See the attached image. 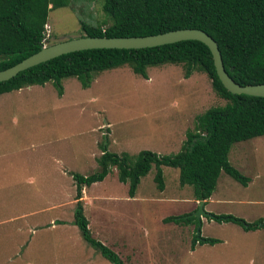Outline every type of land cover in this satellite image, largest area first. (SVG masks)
<instances>
[{
  "label": "rangeland",
  "instance_id": "rangeland-1",
  "mask_svg": "<svg viewBox=\"0 0 264 264\" xmlns=\"http://www.w3.org/2000/svg\"><path fill=\"white\" fill-rule=\"evenodd\" d=\"M64 1L66 5L48 12L44 45L79 36L81 20L92 25L106 20L102 0ZM182 71L180 64L149 66L144 79L125 64L94 73L87 87L75 77L62 78L61 94L51 81L0 94V251L21 256L11 264H22L29 256L44 260L60 256L59 261L50 264H69L64 255L92 257L110 264L83 240L73 224L75 186L70 175L97 170L98 144L103 141L108 151L116 153L133 155L141 149L175 153L185 131L192 129L195 116L225 103L211 89L203 72L194 70L184 78ZM62 151L58 157L62 156L71 171V194L63 208L71 239L68 236L64 242L56 235L49 244V232L42 224L38 229L41 231L22 245L27 241L26 234L13 233L11 227L3 230L4 225L23 224L21 220H6L5 224L1 220L18 211L24 198L30 196L22 209L31 207L40 197L35 193L36 184L25 181L24 167H18L26 162L27 171L36 177V171L51 169L52 159ZM228 162L248 181L241 184L220 171L205 208L214 215L257 222L264 218V135L233 143ZM161 171V191L153 181L151 166L140 177L132 198L127 195V184L118 181L115 167H110L101 182L84 187L79 199L91 236L124 264H264V230L247 231L237 223L204 216L197 219L192 211L195 204L190 199L191 187L178 183L176 168L162 166ZM103 193L108 200L98 197ZM183 213H190L188 223H164L161 218ZM198 234L217 241L189 251L191 239Z\"/></svg>",
  "mask_w": 264,
  "mask_h": 264
},
{
  "label": "trees",
  "instance_id": "trees-1",
  "mask_svg": "<svg viewBox=\"0 0 264 264\" xmlns=\"http://www.w3.org/2000/svg\"><path fill=\"white\" fill-rule=\"evenodd\" d=\"M64 5V0H0V70L39 50L47 37L44 25L48 12ZM101 10L106 20L95 25L81 20L79 36H142L197 28L216 42L224 70L236 83H264V0H102ZM125 64L144 79L149 66L180 64L184 78L191 71H201L225 103L208 107L195 116L192 129L185 131L175 153L158 154L148 149L133 155L126 151L116 153L108 151L107 142L103 141L98 144L97 170L85 176L71 174L75 186L73 224L83 240L110 264L124 263L91 236L79 199L82 186L101 181L110 167H115L118 181L127 184V195L132 197L140 177L153 166V181L161 191V167L168 166L178 170L180 185L191 187L193 199L205 200L214 190L220 171L246 184L248 177L228 162V152L235 142L264 135V97L227 91L216 76L208 48L197 40L139 49L96 48L61 54L0 81V94L48 81L61 94L62 78L75 77L82 87H87L94 73ZM190 216V213L169 215L162 221L188 223ZM208 218L231 221L244 230L264 227L261 219L247 223L242 218L213 213ZM216 241L198 234L191 239L190 247Z\"/></svg>",
  "mask_w": 264,
  "mask_h": 264
},
{
  "label": "crops",
  "instance_id": "crops-1",
  "mask_svg": "<svg viewBox=\"0 0 264 264\" xmlns=\"http://www.w3.org/2000/svg\"><path fill=\"white\" fill-rule=\"evenodd\" d=\"M29 86H31V85H29ZM24 87H27V86H24ZM60 136L62 138V135H60ZM47 141L50 142V140H48V139H47ZM59 154H63V151L61 153L57 152L56 156L52 159L53 167L51 169L36 171L37 172L36 177H35V173H33V175H31V172L27 171L26 167L29 165L26 162L21 163V165H19V167H18V169H21L22 166L24 167V170L26 172V174L24 176L25 181H28L31 184H36L35 193L37 194L38 197H40L39 201H37V198L33 199L37 202L36 203L32 202L31 207H27V208L22 209V205L28 203V201H29L28 199L30 198V196L27 198H24L23 201H25V203L20 205L21 207H20V209H18V211L16 210L14 214L9 215L7 218L1 220V222H3L1 224L7 223L6 220H11L12 222L17 221V220H21V222L23 224H20L17 226L4 225L3 230L11 227V230L13 233L26 234V240L27 241L22 243V245H26L27 242L29 243L31 241V239L34 238L39 231H41L38 229H39L40 225H42V224H44V226H46L47 232H49L48 233L49 237H47V239H49V244L52 243L51 238L53 236H56V235L59 236V240H63L64 242H67V240H68L69 234L67 233L66 227H69V221L66 219V217H64L66 211L63 208H65V206H67V203L69 202L68 195L70 197V194H71L68 191V181H69V175H70L71 171H70L68 165H66V163H64L62 156H60V158L58 157ZM46 166H48V164ZM83 176H85V175H83ZM101 181H97V182H101ZM93 183H96V182H93ZM93 183H91V184H93ZM70 184H71V181H70ZM91 184H89L88 186H82V189L84 187L88 188ZM31 188H33V187L31 186ZM71 189H72V185H71ZM82 189H81V194H82ZM35 193L32 194V197H35ZM81 197H82V195H81ZM98 197H102L103 198L102 200H108V196L105 195L104 193ZM25 199H27V200H25ZM160 199H163V198H160ZM170 199H173V198H170ZM190 199L195 204V207L192 209V211H193L196 209V205H197L198 200L193 199L192 196H190ZM72 201L75 203L74 198L72 199ZM81 201H82V199H81ZM202 201H203V207H204L205 211L209 212V210L205 208V204L208 203L209 197L205 200H202ZM38 202H40V203H38ZM68 211H69V207H68ZM161 218H163V217H161ZM206 218H208V217H206ZM259 219H261L264 222V218H259ZM201 220H202V217L200 218V224H201ZM11 221H8V222H11ZM164 223H170V222H164ZM258 230L259 231L264 230V227L258 228V229L256 228L253 230H247V231H258ZM63 231L66 232L64 235H63V233L61 234V232H63ZM58 233H60V234H58ZM70 239H71V237L69 236V240ZM198 245H202V244L196 243L192 248L189 249V251H194L196 249V247H198ZM18 252L20 253V250ZM0 253L6 254V255H0V264H11V263H14L13 259L15 257H21V256H18L17 253H15L14 255H10L12 253V251L8 252L6 250L4 251V249L1 250ZM63 257H64V259H66L65 261L69 264H104L101 262L99 263V261H96V258L92 259V257L85 258L83 256L79 257L78 255H76V256L75 255H64ZM57 258H59V259H56L55 257H48L45 260L50 261L49 262V264H50V263H55V262L60 260V256ZM45 260L43 258L29 256L28 258H25L22 261V264H39L41 262L44 263ZM17 261H18V259H17Z\"/></svg>",
  "mask_w": 264,
  "mask_h": 264
},
{
  "label": "water",
  "instance_id": "water-1",
  "mask_svg": "<svg viewBox=\"0 0 264 264\" xmlns=\"http://www.w3.org/2000/svg\"><path fill=\"white\" fill-rule=\"evenodd\" d=\"M181 40H197L206 45L211 54L216 76L227 91L233 94L264 97V83L240 85L227 74L224 70L216 42L206 32L197 28H180L142 36L106 37L82 35L57 41L49 45L42 44L36 52L9 67L1 69L0 81H5L28 67L73 51L96 48L139 49ZM193 215L199 219L200 216L210 217L211 213L205 211L203 209V201L198 200Z\"/></svg>",
  "mask_w": 264,
  "mask_h": 264
},
{
  "label": "built area",
  "instance_id": "built-area-1",
  "mask_svg": "<svg viewBox=\"0 0 264 264\" xmlns=\"http://www.w3.org/2000/svg\"><path fill=\"white\" fill-rule=\"evenodd\" d=\"M47 32H48V27L47 25H45V36H47Z\"/></svg>",
  "mask_w": 264,
  "mask_h": 264
},
{
  "label": "clouds",
  "instance_id": "clouds-1",
  "mask_svg": "<svg viewBox=\"0 0 264 264\" xmlns=\"http://www.w3.org/2000/svg\"><path fill=\"white\" fill-rule=\"evenodd\" d=\"M44 28H45V25H44Z\"/></svg>",
  "mask_w": 264,
  "mask_h": 264
}]
</instances>
